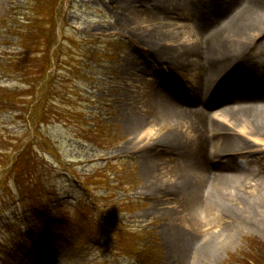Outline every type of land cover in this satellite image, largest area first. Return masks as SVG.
<instances>
[{"label": "rangeland", "instance_id": "1", "mask_svg": "<svg viewBox=\"0 0 264 264\" xmlns=\"http://www.w3.org/2000/svg\"><path fill=\"white\" fill-rule=\"evenodd\" d=\"M118 13L111 0H0V66L4 67L0 71V87L14 89L21 96L19 103L11 105L6 101L10 96L0 92V141L4 137L11 142V146L0 144V153L15 157L23 154L24 149L26 152L20 163L21 176H9L13 162L5 167L0 161V182H9L0 194V264H40L51 260L56 264H175L178 260L175 245H171L177 234V228L171 226L175 205L164 201L159 206L155 197L158 190L173 187L178 171L176 159L162 157L158 181L150 179L140 152L129 144L134 132L127 122L126 106L116 103V99H121L119 92L108 84L122 79L120 67L129 51L127 35L110 26L122 18ZM125 17L142 24L148 21L139 12H126ZM182 22L173 19V23ZM169 26L167 35L173 41L186 38L182 30ZM56 34L49 77L42 84L46 91L30 96L28 83L33 70L46 66L48 39ZM180 46H174L173 50ZM258 53L251 51L250 55ZM148 79H135L132 83L138 85L135 81L139 80L150 88ZM181 85L191 87L187 83ZM172 86L182 93L180 86L179 89ZM47 91L49 98L41 109L47 114L43 123L36 105L44 100ZM188 92L187 98L192 99L194 93ZM215 114L216 111L211 112L217 119L213 126L219 130L215 131L216 138L211 137L214 143L218 136H223L224 129L230 136H238L241 127ZM206 123L204 118L200 124L204 135ZM151 124L146 131L162 135L167 130L159 122ZM240 136L246 137L244 140L250 147L264 148L260 146L263 139L250 135L249 131ZM209 142L207 138L204 141L203 160ZM220 160L226 161L217 158L213 165ZM110 161L123 164L129 171L134 167L138 182L131 178L126 191V179L117 183V187L100 181L101 171ZM85 178L95 187L87 188L83 183ZM102 183L111 193L116 191L114 198L103 196ZM259 183L250 182L253 192ZM48 186L50 195H46ZM251 190H243L242 194L252 195ZM120 191L125 194L120 196ZM91 197L96 204H92ZM185 197H181V202L185 203ZM78 206L83 210L82 215L77 211ZM107 210L120 213L122 231L112 230L109 234L99 223L100 212ZM254 211L253 227L222 225L216 220L219 223L216 228L214 222L202 215L181 212L180 217L185 218L183 229L191 230L204 246L221 228L227 230L229 239L211 257L208 252L198 255L195 251L191 260L188 261L187 254L183 263L231 264L233 256L243 258L249 254L250 241L264 245V195ZM46 214L51 216L48 218ZM44 222L53 226L44 227ZM84 223L83 228L78 227ZM63 235L69 236L70 241L64 240ZM88 237L97 248H79L71 254L72 241L81 243ZM111 237L116 241L126 239L129 245L133 244L132 248L137 244L146 246L149 251L143 250L144 259L128 256L132 250L122 252L118 248L116 253L111 250ZM49 239L58 242L53 241V245L42 251L40 244Z\"/></svg>", "mask_w": 264, "mask_h": 264}, {"label": "bare ground", "instance_id": "2", "mask_svg": "<svg viewBox=\"0 0 264 264\" xmlns=\"http://www.w3.org/2000/svg\"><path fill=\"white\" fill-rule=\"evenodd\" d=\"M111 2L122 18L110 26L127 35L129 51L120 67L122 79L108 84L119 92L121 99L116 103L126 106L127 122L134 132L129 144L140 152L150 179L155 181L160 177L162 157L176 159L173 187L155 194L159 206L164 201L175 205L171 224L177 228L171 238L178 252L175 264H184L187 254L191 260L195 251L198 255L208 252L211 257L229 240L227 230L214 232L204 246L191 230L183 229L181 212L202 215L214 222L215 228L217 221L253 227L251 217L264 195V148L250 147L246 137L240 136L249 131L263 139L260 146L264 147V0ZM126 12L142 13L148 21H131ZM173 19L183 22L176 24ZM168 25L182 30L186 38L173 41L167 35ZM177 45L180 48L173 50ZM251 51L259 53L251 56ZM147 77L150 88L139 80L135 81L138 85L132 83ZM181 83L191 87L183 89ZM172 85L180 86L182 93ZM188 91L194 93L192 99L187 98ZM210 111L241 127L238 136H230L224 129L214 143L211 137L219 129L213 126L217 119ZM204 118L205 135L200 125ZM155 122L167 127L166 132L146 131ZM206 138L210 142L203 160ZM211 156L226 161L213 165ZM255 180L260 183L253 192L249 184ZM243 190H251L252 195L242 194ZM182 196H186L185 203Z\"/></svg>", "mask_w": 264, "mask_h": 264}, {"label": "trees", "instance_id": "3", "mask_svg": "<svg viewBox=\"0 0 264 264\" xmlns=\"http://www.w3.org/2000/svg\"><path fill=\"white\" fill-rule=\"evenodd\" d=\"M52 34V33H51ZM55 38V37H54ZM52 41H53V38L52 37H50L49 39H48V43L49 44H51L52 43ZM46 53L48 54L49 53V50H47L46 51ZM45 58H46V66H47V64L49 63V55H45ZM45 71H46V67H44V69H41L40 71H35L33 74H32V76H31V81L29 82V86H32L35 90L41 85L40 83L44 80V78H45ZM5 96H10L9 98H8V100H6L7 102H9L11 105H12V102L13 103H15V104H17V103H19V100H20V97L18 96V95H5ZM45 99L44 100H48V95H46L45 97H44ZM2 99V98H1ZM2 101H5L4 99H2ZM41 106H43V105H41L40 103H39V106L38 107H41ZM44 107V106H43ZM38 109V108H37ZM38 111H39V114H40V116H42L43 117V120H45V118L47 117V114L45 113H43L40 109H38ZM0 144L1 145H4V144H8V145H10L11 144V142H10V140H7L6 138H2L1 139V141H0ZM11 146V145H10ZM17 150V149H16ZM26 155V152H23V154H20L17 158H16V160H15V162H14V164H13V166H12V170H11V172L9 173V176H10V174L11 175H13V176H15V175H19V176H21V165H20V163H21V161H22V159H23V157ZM10 158H11V156L9 155V153L7 154V152H5V153H0V161L4 164V165H7L8 163H9V160H10ZM104 173H103V179L104 180H108L107 179V177H106V173L108 172L109 174L111 173V175L114 173V172H118V170L115 168V167H107L106 169H104V171H103ZM133 174H131V173H127L125 176H124V178L127 180V183L125 184L126 186H127V188L128 187H130L131 186V181H130V179L131 178H133V176H132ZM113 176V175H112ZM124 178L123 179H121V181H123L124 180ZM87 182H88V184H90V180H87ZM117 182H118V179H117V181L116 182H112V184L113 185H116L117 186ZM4 186L5 185V182L4 181H1L0 182V188H1V186ZM120 186V185H119ZM106 189V191H107V194H109L111 197L113 196L112 194H113V192L111 193V192H109V191H111L110 189H107V187H105ZM120 188V187H119ZM123 191V190H122ZM121 192V191H120ZM121 194V193H120ZM113 225H114V223H113ZM106 226V225H105ZM249 245H250V249H249V251H250V253L248 254V255H246L245 256V260H241V259H239V258H237V257H235V256H233L232 257V262H231V264H264V245L263 244H261V243H258V242H256V241H250L249 242Z\"/></svg>", "mask_w": 264, "mask_h": 264}]
</instances>
